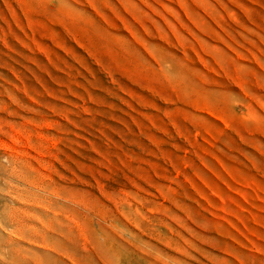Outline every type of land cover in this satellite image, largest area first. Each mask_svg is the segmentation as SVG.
Instances as JSON below:
<instances>
[{
	"label": "rangeland",
	"instance_id": "rangeland-1",
	"mask_svg": "<svg viewBox=\"0 0 264 264\" xmlns=\"http://www.w3.org/2000/svg\"><path fill=\"white\" fill-rule=\"evenodd\" d=\"M0 264H264V0H0Z\"/></svg>",
	"mask_w": 264,
	"mask_h": 264
}]
</instances>
